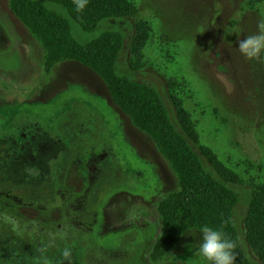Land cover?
Masks as SVG:
<instances>
[{"label":"rangeland","instance_id":"374dc122","mask_svg":"<svg viewBox=\"0 0 264 264\" xmlns=\"http://www.w3.org/2000/svg\"><path fill=\"white\" fill-rule=\"evenodd\" d=\"M128 1L136 15L103 26L120 25L130 38L121 69L165 93L174 117L180 110L195 127L199 150H211L234 175L242 199L235 209L239 235L258 264L244 222L250 194L264 195V0ZM140 22L151 35L139 34ZM134 59L140 72L129 70ZM61 151L69 169L63 200L35 198L28 188L47 190L29 186L22 167L45 171ZM0 188L23 199L18 206L0 196L1 214L55 235L68 226L70 210L85 198L94 202L90 244L98 255L86 264H229L211 232L194 230L151 261L161 236L158 207L179 191L177 177L95 72L73 61L46 71L41 45L10 0H0ZM21 239L0 231V264H85L78 245Z\"/></svg>","mask_w":264,"mask_h":264},{"label":"trees","instance_id":"16d2710c","mask_svg":"<svg viewBox=\"0 0 264 264\" xmlns=\"http://www.w3.org/2000/svg\"><path fill=\"white\" fill-rule=\"evenodd\" d=\"M10 6L41 45L46 71L50 72L63 61H73L95 72L108 87L113 103L135 128L153 140L177 177L179 191L167 196L158 207L161 236L150 255L151 261L162 259L186 233L194 230L211 232L229 264H257L247 256L239 235L235 209L242 199L235 189L234 175L211 150H199L195 127L180 110L176 109L177 118L174 117L165 93L121 69L130 38L120 25L103 26L125 23L135 16L134 3L128 0H10ZM136 29L144 35L153 32L145 22H140ZM138 53L134 44L132 56L138 58ZM141 69L138 60L131 61L130 71L137 73ZM68 170L62 151L50 160L45 171L34 165L27 166L23 173L40 180L37 183L35 179H28L27 184L37 186L38 192H47L36 193L34 187L26 191L43 199L49 196L46 194H53L57 204L66 192ZM248 201L245 240L258 256V264H264V195L252 192ZM97 210V205L85 198L80 207L73 210L82 221L79 220L81 227H71L66 232L56 233L55 237L38 233L32 238L34 245L54 243V240L65 246L78 245L83 263L94 262L98 254L92 255L90 232Z\"/></svg>","mask_w":264,"mask_h":264},{"label":"flooded vegetation","instance_id":"af4514ba","mask_svg":"<svg viewBox=\"0 0 264 264\" xmlns=\"http://www.w3.org/2000/svg\"><path fill=\"white\" fill-rule=\"evenodd\" d=\"M52 159H54V158H52ZM48 161L50 162V160H48ZM49 162H48V164H49ZM27 166H32V165H26L25 167H27ZM22 171H24L23 170V167H22ZM27 177H26V179H35V180H37L36 179L37 177L35 178V177L31 176V175H27ZM24 179L25 178H22L21 182ZM0 196H2L4 199L6 198V199L10 200L12 203L17 204L18 206H22L23 205V199H21L18 195H13L11 192H6L5 190L0 189ZM48 197H49V202L50 203H53L54 202V199H53L52 194H50ZM70 208H72V207H69V209ZM71 213H73V214L71 215ZM67 216H68V223H67L68 226L63 227L64 228L63 231L66 232L71 227H75V228L81 227V224H79V225H72L71 216L77 217L74 212H71V210H70L69 213L67 214ZM7 220L12 221V223H10V224L4 223ZM2 230L7 231L8 233L11 234V236H14L16 238L17 242H22L21 241L22 240L21 238L24 235L25 236H29V238H33V237L36 236V234L41 233V232H43L44 234H47V235H51L52 237H55V234H52L53 232L49 233L41 225H39V224H36L35 225L34 224V225L24 226L23 224L20 223V221L18 220L17 217H15L13 215H9L8 213L7 214L6 213H3V214L0 213V231H2ZM63 231H61V228L59 227V232H63Z\"/></svg>","mask_w":264,"mask_h":264}]
</instances>
